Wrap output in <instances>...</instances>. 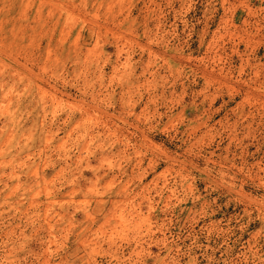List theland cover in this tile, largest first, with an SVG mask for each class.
Segmentation results:
<instances>
[{"label":"rangeland","instance_id":"obj_1","mask_svg":"<svg viewBox=\"0 0 264 264\" xmlns=\"http://www.w3.org/2000/svg\"><path fill=\"white\" fill-rule=\"evenodd\" d=\"M0 264H264V0H0Z\"/></svg>","mask_w":264,"mask_h":264}]
</instances>
